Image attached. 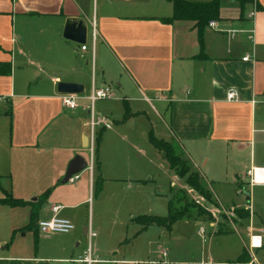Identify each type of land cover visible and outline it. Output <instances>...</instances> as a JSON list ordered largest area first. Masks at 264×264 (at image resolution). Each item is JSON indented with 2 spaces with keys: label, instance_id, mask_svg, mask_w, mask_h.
I'll return each instance as SVG.
<instances>
[{
  "label": "crops",
  "instance_id": "crops-1",
  "mask_svg": "<svg viewBox=\"0 0 264 264\" xmlns=\"http://www.w3.org/2000/svg\"><path fill=\"white\" fill-rule=\"evenodd\" d=\"M172 12L168 0H0V62L11 66L10 75H0V199L9 195L29 202L0 203V264H83L73 260L87 249L89 227L95 233L92 264H127L132 260L123 255H100L117 257L122 244L123 252L128 244L161 239L162 245L166 240L171 244L181 223L200 222L180 220L170 232L152 224L136 234L142 226L132 218L167 214V195L158 191L162 177L170 176L169 195L175 185H185L151 145L150 134L180 144L212 195L222 203L224 193L234 192L238 197L228 205L245 208L250 217L246 243L222 245L217 258L208 251L181 262L224 264L241 254L251 235H259L261 247L247 248L256 264H264V214L255 212L253 193L242 198L246 184L250 191L264 186L250 183L247 174L264 167V128L257 126L264 116V0L243 8L224 0L201 44L194 21H161ZM68 20L86 25L85 50L63 37ZM60 81L83 85L75 109L62 106L56 91ZM103 86L111 94L93 105L100 121L95 133H101L95 159L88 96L93 87ZM230 90L236 95L233 101L226 99ZM123 100L131 116L121 122ZM75 155L87 162L92 155L93 168L62 184ZM99 175L102 187L95 192ZM47 189L48 197L36 205ZM35 205L36 249L34 229L25 228ZM54 205L60 206L58 216L73 223L71 232H39L38 221L51 217ZM210 228L209 237L228 234ZM158 249L159 254L167 251L158 264L180 263L170 259L169 248ZM231 251L234 258H228Z\"/></svg>",
  "mask_w": 264,
  "mask_h": 264
},
{
  "label": "trees",
  "instance_id": "trees-1",
  "mask_svg": "<svg viewBox=\"0 0 264 264\" xmlns=\"http://www.w3.org/2000/svg\"><path fill=\"white\" fill-rule=\"evenodd\" d=\"M172 3L173 12L170 17L162 18L161 21L165 23H171L175 20H191L195 22V26L198 30V39L201 44L202 42V34L205 27L208 25V22L211 20H218L219 19V10L221 4L224 0H207V1H192V0H168ZM240 3V7L243 8L245 4L251 3L253 0H237ZM202 57L203 54L200 53L198 55ZM11 73V66L8 62H0V75H10ZM124 104V113L121 119V122L127 120L131 114L129 107L123 100ZM149 141L151 145L161 152L164 155V158L168 162V167L174 174L183 180L185 186H188V189L198 193L199 196L208 200L212 205L217 206L220 202L212 195L211 190L207 186L205 180L200 175V173L192 167L191 161L185 156V152L180 153L176 141L167 142L163 139L156 138L153 134H150ZM95 146L93 149L94 158L96 159V155L98 152L99 145L101 143V133L96 134L95 136ZM177 144V145H176ZM181 146V145H180ZM183 155L185 158H183ZM95 162L96 170L99 171L100 164ZM102 187V178L99 177L95 183V192L101 190ZM208 187V189H207ZM51 189H47L41 196L37 198V204L42 203L49 195ZM193 202L189 200L186 195L184 194L183 190L179 191V194L176 198L178 202L184 200L180 206H174L172 199L168 200L167 203V214L165 216H157V215H139L132 218V221L141 225L142 228L136 234L144 230L149 225L155 224L157 226L164 227L168 232L172 230V226L180 221V220H187V219H196L194 218V214L201 216V215H208L210 216V212L206 210V207L203 203H199L196 199H193ZM0 203L8 204L10 206H22L26 205L29 202L23 201L21 199H15L11 196H6L0 199ZM33 206L29 223L26 225V229H34V248H37V230H35V219L38 211V206ZM237 214L239 218H247L249 217L248 211L243 213L238 212ZM224 219L227 220L226 216H222ZM234 218H231V221L234 222ZM230 225L224 224L223 231H227ZM223 231H218L221 233ZM135 234V235H136ZM248 247V246H247ZM247 247H243L241 254L235 259L226 261L224 264H247L250 261V253Z\"/></svg>",
  "mask_w": 264,
  "mask_h": 264
},
{
  "label": "rangeland",
  "instance_id": "rangeland-1",
  "mask_svg": "<svg viewBox=\"0 0 264 264\" xmlns=\"http://www.w3.org/2000/svg\"><path fill=\"white\" fill-rule=\"evenodd\" d=\"M235 1L240 6V3L237 0ZM262 118L263 119L261 120V122H259V125L257 126L264 128V116H262ZM263 137H264V133H263ZM177 148L180 153L184 152V149L180 145H177ZM181 156L185 158L183 155ZM169 184H170L169 174L163 176L161 183L158 184L159 186L158 191H160L161 193H165L167 195V198H166L167 202L169 199H172L174 206L176 207L180 206V204L184 200H181L180 202H178L176 198L179 194V191L183 190L186 197L192 202L193 200L191 198L196 199V200L199 199L201 203H203L205 207H207L206 210L211 213L210 216L208 215L198 216L194 214V218H196L195 220H199L200 222L186 221V222L181 223L180 226H178L179 229L177 228L179 231V235L177 234L178 231L171 234V239L173 240L171 244H168V240H166L167 245H162L163 243L162 239L161 241L158 240V242L156 240L149 241V242L146 241L145 244L141 246L139 244L138 245L128 244L124 252L123 250L126 245L122 244V246H119L118 248L119 256L116 257L114 255H111L110 253H103L100 255V257L102 258H111V257L123 258L124 257V259L132 260V262H138V261H144V260H150V259L157 258L159 256L158 248L161 249L162 247H167L170 249V252H171L170 259L174 260L175 258L178 260L177 262H180L179 264H184V262H181L182 259H186V258L189 259L193 257L195 259L197 258L199 259L200 255L203 256V254L207 253L208 251L210 252L212 251V254L214 255L213 258H217L216 254H218V251L221 249L222 245L229 246L230 248V246H236V245L241 246L243 241L246 243L244 227H246V225L249 223L250 217L239 218L237 214V210L238 212L241 211V213H243L245 212L244 210L245 208L236 207L234 205H228L232 203V200L230 198L238 197L234 192L231 193V191H227L226 193H224L223 196L221 197L222 203H219L217 206H214L210 202H208V200L199 196L198 193L188 189V186H185V185H175L174 187H172L171 195H169V192H168ZM243 189L242 191H244V193L242 194V198L244 199L247 196L250 197V193H253V196L256 200V204H254L255 205L254 207L257 211L255 212L260 213L263 211L262 214H264V210H263L264 208H262L261 210L259 208V206L261 207L263 206L262 203L264 202V186H256L252 188V190L250 191L249 185L246 184V187H244ZM234 202H237V200ZM90 204L92 206V202ZM162 212H163L162 215L166 214V210ZM222 216H226L227 220L224 219ZM231 218L235 219L234 222L231 221ZM260 222L263 224L264 218H262ZM227 223L230 226L228 227V230L226 231L228 233L226 237L215 238L216 236H211V237L208 236V233L212 230L210 226H214L215 229H221V228L223 229L224 224L227 225ZM182 224H184V226ZM201 228L205 230L204 236H201V232H200ZM111 235H112V238H115V236H117V233H114V236L113 234H110V233L106 234L107 237ZM125 237L128 240V239H131L132 236L130 235V232H129V234L126 235ZM81 241L84 242V240H81ZM247 246L250 250L249 244H247ZM233 254L234 253L232 251L229 252L228 256H232V257H228V258H234L235 256H233ZM250 262L251 264L257 263L256 257L253 253H250V261L247 264H250ZM203 263H200V264H203ZM98 264H108V263H98ZM127 264H131V263H127Z\"/></svg>",
  "mask_w": 264,
  "mask_h": 264
},
{
  "label": "built area",
  "instance_id": "built-area-1",
  "mask_svg": "<svg viewBox=\"0 0 264 264\" xmlns=\"http://www.w3.org/2000/svg\"><path fill=\"white\" fill-rule=\"evenodd\" d=\"M209 26L214 25V21L211 20L208 22ZM86 46L85 44L81 45V49L85 50ZM247 56L243 58V60H246ZM111 94V89L109 86H103V87H93L89 96L88 100L90 101V115H91V121H90V127H91V143L93 144L95 140V136L97 133H95V127L98 126L99 122L98 120L95 119V115L93 112V105L94 102L97 100L101 99H107L110 97ZM61 96V104L62 106L68 108V109H75L77 107V94H60ZM235 92L233 90L228 91L226 95V99L228 101H233L235 99ZM104 127H109L110 123L109 122H104L103 124ZM92 147V146H91ZM91 154L93 152V147L90 150ZM88 164V169L92 170L93 168V159L92 155L90 158V161L87 162ZM248 176L250 177V183H262L264 184V167H254L250 169L247 172ZM79 177V173L72 175L68 183H73L76 181ZM197 202L201 203L199 199L196 200ZM60 206L54 205L51 207V211L54 213L51 217L48 219H44L41 221H38L37 226L39 229V232L45 235H60V234H67L71 232L74 229L73 223L64 217H60L56 214V212L59 210ZM207 208V207H206ZM201 235H203L204 230L201 228L200 230ZM88 238H89V243L87 246V249L84 253V255L79 258L73 260L74 262L78 263H83V264H92L95 260L92 258V246L90 244V239L95 236V233L91 230V228H88L87 232ZM262 245V239L261 236L259 235H251L249 237V247L250 249H256L260 248ZM167 257V251L163 250L160 252L159 256L157 259H150V260H145V261H138V262H132V261H122L124 263H131V264H158L164 262V260ZM107 262H112V263H117L118 261L116 260H107ZM120 262V261H119ZM251 264V262H250Z\"/></svg>",
  "mask_w": 264,
  "mask_h": 264
},
{
  "label": "water",
  "instance_id": "water-1",
  "mask_svg": "<svg viewBox=\"0 0 264 264\" xmlns=\"http://www.w3.org/2000/svg\"><path fill=\"white\" fill-rule=\"evenodd\" d=\"M87 27L82 21L68 20L63 30V37L77 44H85ZM56 91L59 94H80L83 92V85L74 82L60 81L57 83ZM88 167L87 161L80 155H75L68 163L65 174L61 179L66 184L69 178L82 172Z\"/></svg>",
  "mask_w": 264,
  "mask_h": 264
}]
</instances>
